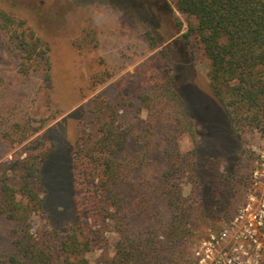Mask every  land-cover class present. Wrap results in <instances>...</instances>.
<instances>
[{"label":"trees","instance_id":"obj_1","mask_svg":"<svg viewBox=\"0 0 264 264\" xmlns=\"http://www.w3.org/2000/svg\"><path fill=\"white\" fill-rule=\"evenodd\" d=\"M173 1L189 19L188 47L195 40L208 59L209 84L195 98L189 85L178 87L176 74L169 71L151 78L140 96L147 112L144 127L150 130L145 132L161 131L167 140L170 164L158 186L165 197L167 219L157 217L135 197L134 176L146 166L150 153L136 147H142L146 137L137 134L133 140L132 132L117 120L118 103L108 94L98 95L65 159L73 189L70 214H76L77 220L69 221L62 232L54 226L32 228L33 216L43 213L52 200L40 163L60 153L59 145L44 132L31 139L45 123L19 137V143L29 140L24 147L27 155L12 160L7 171L21 170L20 184L5 177L0 185V220L17 224L9 230L10 249L0 248V264H60V260L93 264L87 256L93 248L88 220L96 225L111 221L120 235L114 256L94 264H185L192 259L194 245L207 234L199 233L200 224L208 226V231L220 229L238 211V191L253 169L243 150L234 165H223L215 155L223 156L229 148L221 155L198 146L200 150L182 152L179 138L184 133L193 135L196 126L206 128L210 136L213 130L226 134L225 138L230 137L229 129L240 139L248 130L264 134V0ZM24 25L25 21L0 8V27L19 39L28 73L36 63L49 62V48L28 34ZM200 101L217 103L226 121L223 130L201 122L194 109ZM216 145L225 147V143ZM187 172L192 195L183 194L181 177Z\"/></svg>","mask_w":264,"mask_h":264},{"label":"rangeland","instance_id":"obj_2","mask_svg":"<svg viewBox=\"0 0 264 264\" xmlns=\"http://www.w3.org/2000/svg\"><path fill=\"white\" fill-rule=\"evenodd\" d=\"M0 8L18 21H25L22 28L42 39L49 48V62L36 63L26 73L23 64L26 52L19 39L0 27V185L5 177L16 186L20 184L22 171L11 173L7 169L12 160L26 157L24 147L29 140L19 143V137L34 127L45 123L31 139L44 132L61 150L40 163L52 200L43 213L33 216V230L54 226L62 232L69 221L77 220L76 214H70L73 189L65 159L78 129L91 115L93 99L104 94L118 103L117 120L123 129L132 132L133 140L137 134L146 137L142 147H136L150 153L146 166L134 176L138 188L135 197L157 217L167 219L165 197L158 190L170 164L167 140L161 131L145 132L150 130L144 127L147 112L140 96L151 78L163 77L169 71L176 74L178 87L189 85L195 98V93L206 91L209 62L195 40L187 45L186 14L175 7L173 0H0ZM21 31L20 28L18 32ZM197 105L194 109L202 123L224 129L226 121L216 102L200 101ZM195 131L193 135L181 134L182 152L201 147L220 154L229 148L223 156H215L221 164L231 166L241 150L250 159L253 169L238 191L239 208L253 196L256 199L264 196V134L248 130L240 139L231 129L227 130L230 137L226 138V134L216 130L212 136L206 128L196 126ZM224 143L223 150L216 145ZM189 180V172L181 177L184 195H192L194 187L188 184ZM229 222L212 230L219 232ZM136 225L141 226L140 222ZM16 226L15 222L0 220L2 251L10 249L9 230ZM87 226L93 239V248L87 254L90 261L94 264L112 258L120 239L114 224L109 221L96 225L88 220ZM207 229L208 226L200 224L198 231L208 234Z\"/></svg>","mask_w":264,"mask_h":264},{"label":"built area","instance_id":"obj_3","mask_svg":"<svg viewBox=\"0 0 264 264\" xmlns=\"http://www.w3.org/2000/svg\"><path fill=\"white\" fill-rule=\"evenodd\" d=\"M189 264H264V196L251 197L219 232L193 247Z\"/></svg>","mask_w":264,"mask_h":264}]
</instances>
